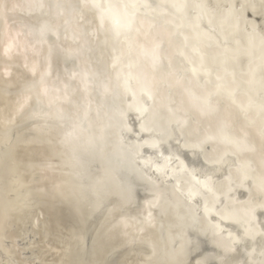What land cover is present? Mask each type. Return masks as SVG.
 I'll return each mask as SVG.
<instances>
[{"label":"bare ground","instance_id":"bare-ground-1","mask_svg":"<svg viewBox=\"0 0 264 264\" xmlns=\"http://www.w3.org/2000/svg\"><path fill=\"white\" fill-rule=\"evenodd\" d=\"M205 1L161 0L181 7L182 19L165 16L150 0H121L122 7L110 0H25V14L57 44L62 64L73 66L69 73L79 98L78 117L115 177L134 195L154 192V204L172 215L161 234L167 230L163 236H168L172 227L175 238L183 233L185 247L195 244V252L203 248L200 241L210 239L209 250L239 251L241 259L251 256L252 264H264V34L256 28L260 19L237 17L233 8H205ZM243 1L246 6L250 0ZM256 3L252 9L259 14L264 0ZM104 4L107 13L96 11ZM115 17L129 20L130 30L114 33ZM142 65L148 70L140 78ZM132 113L136 123L129 120ZM212 251L207 248L208 262L220 256Z\"/></svg>","mask_w":264,"mask_h":264},{"label":"rangeland","instance_id":"rangeland-1","mask_svg":"<svg viewBox=\"0 0 264 264\" xmlns=\"http://www.w3.org/2000/svg\"><path fill=\"white\" fill-rule=\"evenodd\" d=\"M251 1L245 6L243 0H222L223 5L206 0L204 6L211 4L222 11L233 8L237 17L260 19L256 28L264 34V10L255 14L258 0ZM25 4V0H0V264H215L216 258V264H239L248 257L253 262L251 256L241 259L242 254L233 251L239 252L238 262L232 252L225 254L217 247L220 258L216 254L208 262L207 248L209 254L217 252L209 250L210 239L202 240L205 245L199 240L204 254L200 249L195 252V244L185 247L183 233L175 238L169 225L176 240L169 233L163 236L167 230L161 234L172 215L154 204V192L153 198L149 192V196L141 191V197L134 195L115 177L95 137L82 127L79 98L70 83L73 66L68 67L67 61L62 64L65 59L55 50L57 44L39 30L36 18L25 14ZM220 9L215 12L222 13ZM244 24L249 27L248 22ZM142 66L140 78L148 70ZM126 102L130 109L131 101L126 98ZM121 111H125L122 106ZM134 115L129 116L132 123L137 122ZM191 246L195 249L190 250Z\"/></svg>","mask_w":264,"mask_h":264},{"label":"water","instance_id":"water-1","mask_svg":"<svg viewBox=\"0 0 264 264\" xmlns=\"http://www.w3.org/2000/svg\"><path fill=\"white\" fill-rule=\"evenodd\" d=\"M111 1V3H114V4H117V5H119L120 7H122V3H121V0H110ZM150 1H152V3H154L155 5H158V6H160L161 8H163L164 10H163V12H164V15L165 16H167V17H171V18H173V19H178V18H183V15L181 14V7H177V6H172L171 5V3H165V2H161V0H150ZM182 4L184 3L185 4V2H184V0H179ZM90 4H91V6H93V8L95 9V5H93L92 3H91V1H90ZM103 7H104V10H100L99 8H98V6H97V8H96V11H98V12H100V13H107V11H108V6H107V4H104L103 5ZM143 10L144 11H146V8L145 7H143ZM134 14V16H135V13H133ZM133 14L130 16V17H132L133 16ZM191 14H192V16L193 17H200V16H198V14L196 13V11L195 10H192L191 11ZM135 19H136V17H135ZM199 19V18H198ZM203 20V21H202ZM201 20V18H200V21L203 23V25H204V27H206V29H211V27L208 25V23H206L205 22V20L204 19H202ZM129 20H125V18H123V17H115V18H113L112 20H111V28H112V30H113V32L114 33H118L120 30H126L127 32L130 30V24H129V22H128ZM137 24L138 25H140V23H139V19L137 18ZM176 21H178V20H176ZM101 24V23H100ZM173 26V25H172ZM173 28H174V26H173ZM126 46H128V44L127 43H125V46L124 47H126ZM141 56H142V58L143 59H145V56H147L145 53H142L141 54ZM146 58H148L149 59V57H146ZM150 85H151V83H149ZM152 86V85H151ZM103 91V90H102ZM106 92V91H105ZM108 92V91H107ZM148 98V105L149 106H151V105H153V100H151L152 98H150V97H147ZM155 103H156V101H155ZM133 119H135L136 120V117H134L133 116ZM174 127H175V129H176V131H177V127H179V125L177 124V123H175V125H174ZM189 156H190V154H189ZM144 166H145V164H144ZM143 166V167H144ZM169 180H171V179H169Z\"/></svg>","mask_w":264,"mask_h":264}]
</instances>
